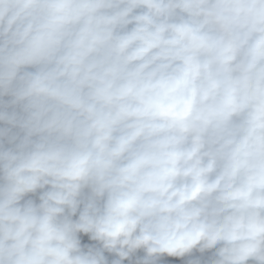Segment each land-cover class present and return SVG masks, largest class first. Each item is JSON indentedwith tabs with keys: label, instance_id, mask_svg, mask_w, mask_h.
I'll return each instance as SVG.
<instances>
[{
	"label": "clouds",
	"instance_id": "clouds-1",
	"mask_svg": "<svg viewBox=\"0 0 264 264\" xmlns=\"http://www.w3.org/2000/svg\"><path fill=\"white\" fill-rule=\"evenodd\" d=\"M264 264V0H0V264Z\"/></svg>",
	"mask_w": 264,
	"mask_h": 264
},
{
	"label": "built area",
	"instance_id": "built-area-1",
	"mask_svg": "<svg viewBox=\"0 0 264 264\" xmlns=\"http://www.w3.org/2000/svg\"><path fill=\"white\" fill-rule=\"evenodd\" d=\"M177 264H178V262H177Z\"/></svg>",
	"mask_w": 264,
	"mask_h": 264
}]
</instances>
